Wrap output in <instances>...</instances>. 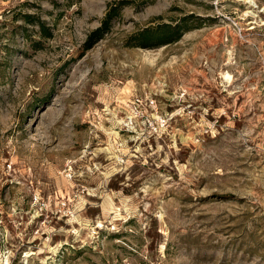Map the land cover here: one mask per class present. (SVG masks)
Wrapping results in <instances>:
<instances>
[{
  "label": "rangeland",
  "instance_id": "374dc122",
  "mask_svg": "<svg viewBox=\"0 0 264 264\" xmlns=\"http://www.w3.org/2000/svg\"><path fill=\"white\" fill-rule=\"evenodd\" d=\"M0 264H264V0H0Z\"/></svg>",
  "mask_w": 264,
  "mask_h": 264
},
{
  "label": "trees",
  "instance_id": "16d2710c",
  "mask_svg": "<svg viewBox=\"0 0 264 264\" xmlns=\"http://www.w3.org/2000/svg\"><path fill=\"white\" fill-rule=\"evenodd\" d=\"M116 13H117V7L116 6L111 7L106 12L103 23L106 24L108 22V20L110 19V17H113ZM161 26L162 27L154 28L153 30L150 27L149 28L147 27V28H144V30H141V32L138 33L139 38L137 37V39H142V40L144 39V40H143V42H139V43L143 46H147L148 42H145V41H147V39L149 37H151V34H153V33L158 32L157 37H159V40L166 38V36L169 34L174 33L173 29H171V26H169L168 24H164ZM164 31L166 32V34ZM154 37H155V35H154Z\"/></svg>",
  "mask_w": 264,
  "mask_h": 264
},
{
  "label": "built area",
  "instance_id": "2783aa9c",
  "mask_svg": "<svg viewBox=\"0 0 264 264\" xmlns=\"http://www.w3.org/2000/svg\"><path fill=\"white\" fill-rule=\"evenodd\" d=\"M147 105H148V107H154V99H150V101L147 103ZM145 116H146V119H147V121L149 122V125H151L152 126V128L155 126L154 125V120H151V119H148V118H150V116H148L147 114H145ZM159 120V119H158ZM157 121V120H156ZM164 118H162L161 120H160V122H161V125H164Z\"/></svg>",
  "mask_w": 264,
  "mask_h": 264
},
{
  "label": "bare ground",
  "instance_id": "6f19581e",
  "mask_svg": "<svg viewBox=\"0 0 264 264\" xmlns=\"http://www.w3.org/2000/svg\"><path fill=\"white\" fill-rule=\"evenodd\" d=\"M225 76H226V78H227L228 80H230V74L226 73ZM123 101H124V100H123Z\"/></svg>",
  "mask_w": 264,
  "mask_h": 264
}]
</instances>
